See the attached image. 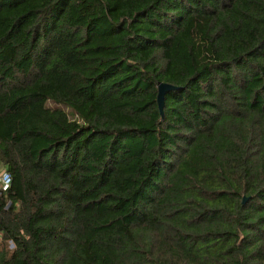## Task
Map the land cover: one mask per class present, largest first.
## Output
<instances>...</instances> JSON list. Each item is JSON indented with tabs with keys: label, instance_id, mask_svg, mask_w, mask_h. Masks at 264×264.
<instances>
[{
	"label": "trees",
	"instance_id": "trees-1",
	"mask_svg": "<svg viewBox=\"0 0 264 264\" xmlns=\"http://www.w3.org/2000/svg\"><path fill=\"white\" fill-rule=\"evenodd\" d=\"M1 168L0 264H264V0H0Z\"/></svg>",
	"mask_w": 264,
	"mask_h": 264
},
{
	"label": "water",
	"instance_id": "water-1",
	"mask_svg": "<svg viewBox=\"0 0 264 264\" xmlns=\"http://www.w3.org/2000/svg\"><path fill=\"white\" fill-rule=\"evenodd\" d=\"M175 88L168 84H159L158 85V94H157V104L161 117L163 116V107H164V97L167 92L174 90ZM245 201V198H244Z\"/></svg>",
	"mask_w": 264,
	"mask_h": 264
},
{
	"label": "built area",
	"instance_id": "built-area-1",
	"mask_svg": "<svg viewBox=\"0 0 264 264\" xmlns=\"http://www.w3.org/2000/svg\"><path fill=\"white\" fill-rule=\"evenodd\" d=\"M11 182V175L8 171L3 170L0 174V185L2 190H6Z\"/></svg>",
	"mask_w": 264,
	"mask_h": 264
},
{
	"label": "rangeland",
	"instance_id": "rangeland-1",
	"mask_svg": "<svg viewBox=\"0 0 264 264\" xmlns=\"http://www.w3.org/2000/svg\"><path fill=\"white\" fill-rule=\"evenodd\" d=\"M3 170H2V168L0 169V174H1V172H2Z\"/></svg>",
	"mask_w": 264,
	"mask_h": 264
}]
</instances>
